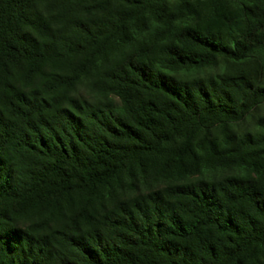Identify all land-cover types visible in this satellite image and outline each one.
<instances>
[{
  "label": "trees",
  "instance_id": "16d2710c",
  "mask_svg": "<svg viewBox=\"0 0 264 264\" xmlns=\"http://www.w3.org/2000/svg\"><path fill=\"white\" fill-rule=\"evenodd\" d=\"M0 264H264V0H0Z\"/></svg>",
  "mask_w": 264,
  "mask_h": 264
}]
</instances>
